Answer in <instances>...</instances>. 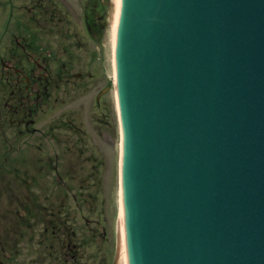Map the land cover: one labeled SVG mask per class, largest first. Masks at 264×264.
Returning a JSON list of instances; mask_svg holds the SVG:
<instances>
[{
  "label": "water",
  "instance_id": "obj_1",
  "mask_svg": "<svg viewBox=\"0 0 264 264\" xmlns=\"http://www.w3.org/2000/svg\"><path fill=\"white\" fill-rule=\"evenodd\" d=\"M129 264H264V0H122Z\"/></svg>",
  "mask_w": 264,
  "mask_h": 264
},
{
  "label": "rangeland",
  "instance_id": "obj_2",
  "mask_svg": "<svg viewBox=\"0 0 264 264\" xmlns=\"http://www.w3.org/2000/svg\"><path fill=\"white\" fill-rule=\"evenodd\" d=\"M90 4L95 14L105 15L108 25L103 35L89 33L84 25L83 10ZM114 7L115 0H39V59L45 57L52 69L56 63L66 64L63 79L71 76L69 84L49 87L51 102L47 97L29 117L22 115L26 108L15 97L0 94V229H6L9 243L20 248L13 264H71L65 261L71 254L76 264H125L118 253L120 133L112 86ZM3 9L0 5V26ZM14 35L22 36L16 23L8 40ZM77 72L86 77L74 79ZM45 85L42 76V91ZM105 86L109 90L99 95ZM70 186L81 198L72 201ZM50 210L60 212L57 235L68 227L86 233L90 226L97 235L92 238L88 232V241L78 246L72 238L58 242L41 253L43 259H36L39 229L23 228L37 222V212Z\"/></svg>",
  "mask_w": 264,
  "mask_h": 264
},
{
  "label": "flooded vegetation",
  "instance_id": "obj_3",
  "mask_svg": "<svg viewBox=\"0 0 264 264\" xmlns=\"http://www.w3.org/2000/svg\"><path fill=\"white\" fill-rule=\"evenodd\" d=\"M17 1H25L27 3L17 4ZM0 5L4 7L1 11L2 24L0 26V78L2 80L0 94L10 99L15 97V100L22 104L21 108H26L22 115L29 117L41 108L47 97L51 102L54 95H50L48 91L49 87H63L69 84L71 76L63 79L65 71L68 68L66 64L56 63L55 68L52 69L43 60L45 57L39 59L38 40L40 33L39 24L36 22L38 19L39 0H0ZM89 6L94 7V4H90ZM19 12H21V16H19ZM84 19V25L89 33L104 34L101 16L95 14L94 8L91 11L84 12ZM13 23L17 24V31L22 36L20 38L19 35H14V39L9 41L7 36L9 35V30L13 29ZM9 53L10 55L8 56ZM42 76L46 79L43 91L40 87ZM84 77L86 75L83 72H77L73 76L74 79ZM105 90H109V86L102 88L99 95L103 94ZM18 109L19 106L17 112H19ZM35 132L42 133L39 130H35ZM67 144L73 145L70 141ZM70 189L71 199L73 197V200L81 198L80 194H74L71 186ZM82 205L83 203L77 205V207H81ZM35 217L37 218V222L24 226L23 229L25 231L30 226L39 229L36 259H43L45 255H41V253L50 247H54L58 242L64 244L69 238H72L74 246H78L88 241V236L86 237L88 232L92 238L97 235V230L93 226L86 229V233H80L79 229L68 227L61 236L57 235L58 227L62 224L59 211L50 210L46 213L39 211L35 214ZM19 251L20 248L17 243H9L6 229H0V264H13ZM74 260L75 256L71 254L65 261L76 264Z\"/></svg>",
  "mask_w": 264,
  "mask_h": 264
},
{
  "label": "bare ground",
  "instance_id": "obj_4",
  "mask_svg": "<svg viewBox=\"0 0 264 264\" xmlns=\"http://www.w3.org/2000/svg\"><path fill=\"white\" fill-rule=\"evenodd\" d=\"M120 10H121V0H115V7H114V14H113V19L111 21L112 27H111V33H112V45L115 47V41H116V36H117V29H118V21H119V15H120ZM117 72V63L115 65V75ZM116 77V76H115ZM117 94V93H116ZM117 105H118V99H117ZM119 108V105H118ZM122 131V128H121ZM122 144L124 140V135L122 133ZM122 199V197H121ZM123 220H124V212H123V206H122V201H120V214L118 217V223H119V252L121 254V260L125 263L128 264V257H127V239H126V233L123 228Z\"/></svg>",
  "mask_w": 264,
  "mask_h": 264
}]
</instances>
